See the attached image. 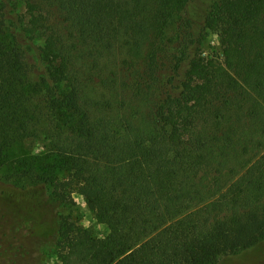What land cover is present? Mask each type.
<instances>
[{
  "label": "trees",
  "instance_id": "trees-1",
  "mask_svg": "<svg viewBox=\"0 0 264 264\" xmlns=\"http://www.w3.org/2000/svg\"><path fill=\"white\" fill-rule=\"evenodd\" d=\"M194 1L0 0V168L44 109L67 168L13 164L27 181L0 227L28 208L39 264H218L264 244V0L199 19ZM73 193L104 236L64 214Z\"/></svg>",
  "mask_w": 264,
  "mask_h": 264
},
{
  "label": "rangeland",
  "instance_id": "rangeland-1",
  "mask_svg": "<svg viewBox=\"0 0 264 264\" xmlns=\"http://www.w3.org/2000/svg\"><path fill=\"white\" fill-rule=\"evenodd\" d=\"M210 1L212 0H195L193 4H191L190 9L197 19L203 14ZM206 43L209 47H218L216 35L208 33ZM53 125H56V121L51 120L47 116L46 109H44L41 113L40 121L37 122L33 129V135L20 142H15L14 149L10 155L11 162L9 165L7 164L8 167L4 166L0 168V211L5 214H10L8 207L4 208L3 206L5 196L9 197L11 194L14 198L17 197V193L21 192L17 190V188L21 183L27 181V174L14 171L13 168V164L16 163L17 159H22L20 157L28 158L27 163H33L38 169L47 165H52L53 168L56 169L59 178L67 175V168L64 162L60 157H57L51 152L49 148L48 141H50V136L48 129ZM21 195L23 196L24 194L21 193ZM72 197L76 204L72 209L70 206L64 207V214H70L71 219H74L76 212H78V215H80V225L92 229L94 234L98 237L104 236L107 233L106 226L97 223L93 219L91 212L84 203L83 197L77 193H73ZM30 198H34V196ZM7 199H9V207L17 204H11L16 201L12 200L11 196ZM74 208H76V211ZM28 211L27 208V213ZM24 213L20 212L18 216H21L20 221H22L23 225H18V222L15 223L13 219L7 218L6 222L9 225V231L3 234L0 227V264H39L40 262V257H38L37 250L34 247L36 244L35 239L31 238L29 234V224L26 222L28 216L27 213ZM13 225L15 228H13ZM8 238L10 240L9 247L7 246V242H9ZM11 241L13 243H11ZM263 248L264 244L249 250L238 248L234 252L223 256L218 264H264V251H261ZM42 264H58L55 253L50 254Z\"/></svg>",
  "mask_w": 264,
  "mask_h": 264
}]
</instances>
